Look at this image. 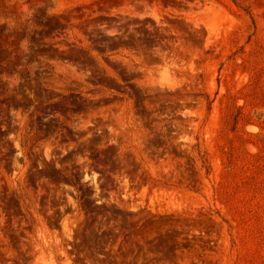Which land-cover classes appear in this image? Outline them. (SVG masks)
I'll list each match as a JSON object with an SVG mask.
<instances>
[{
  "label": "rangeland",
  "instance_id": "rangeland-1",
  "mask_svg": "<svg viewBox=\"0 0 264 264\" xmlns=\"http://www.w3.org/2000/svg\"><path fill=\"white\" fill-rule=\"evenodd\" d=\"M0 264H264V0H0Z\"/></svg>",
  "mask_w": 264,
  "mask_h": 264
},
{
  "label": "bare ground",
  "instance_id": "bare-ground-1",
  "mask_svg": "<svg viewBox=\"0 0 264 264\" xmlns=\"http://www.w3.org/2000/svg\"><path fill=\"white\" fill-rule=\"evenodd\" d=\"M103 5L105 6V5H106V3H103Z\"/></svg>",
  "mask_w": 264,
  "mask_h": 264
}]
</instances>
